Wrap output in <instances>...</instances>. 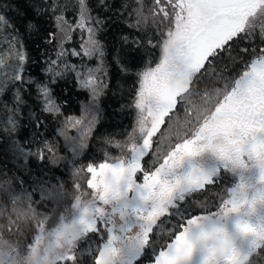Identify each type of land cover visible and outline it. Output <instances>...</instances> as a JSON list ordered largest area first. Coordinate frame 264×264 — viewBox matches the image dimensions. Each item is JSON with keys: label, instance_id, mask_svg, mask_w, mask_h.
<instances>
[{"label": "snow or ice", "instance_id": "6c2138e0", "mask_svg": "<svg viewBox=\"0 0 264 264\" xmlns=\"http://www.w3.org/2000/svg\"><path fill=\"white\" fill-rule=\"evenodd\" d=\"M97 6L113 10L106 0ZM115 10L136 32L131 39L122 32L120 48L111 50L133 80L135 122L122 141L104 137L119 154L76 167L108 86L109 53L99 38L106 21L93 15L91 0H0V132L14 156L25 165L31 157L53 166L65 158L43 136L36 110L28 113L31 136L14 137L25 92L54 118L64 115L54 86L69 74L92 97L82 117L65 118L57 132L75 182L72 203L55 222L33 207L31 194L0 180V233L15 237L7 249L0 242V264H17L21 251L23 264H123L124 246L141 264L146 256L147 264H264V0H115ZM73 32L79 43L68 48ZM25 34L40 42L38 77L26 74L35 61ZM10 88L11 104L4 99ZM61 92L67 104L68 91ZM85 171L90 191L79 182ZM50 196L60 193L53 188ZM129 210L138 231L118 235L113 217ZM164 225L167 239L158 235Z\"/></svg>", "mask_w": 264, "mask_h": 264}, {"label": "trees", "instance_id": "16d2710c", "mask_svg": "<svg viewBox=\"0 0 264 264\" xmlns=\"http://www.w3.org/2000/svg\"><path fill=\"white\" fill-rule=\"evenodd\" d=\"M93 5V15H98L101 19L106 21L102 30L99 33V38L108 49V86L104 93L97 98V104L100 109L98 123L95 126L93 133L88 140V147L81 157L76 158L75 166L87 165L90 161L99 162L102 156L107 152L110 156L119 154L114 147L105 143L104 137L109 134H114V139L124 140L126 133L131 132L132 126L135 122V110L131 107L132 95L131 88L133 80L131 77L124 75L120 72L118 67L112 61L111 50L120 48V35L125 33L129 39L136 34L135 30L128 29L121 19L117 16L115 10V0H106L107 3L113 6L112 11L102 10L97 6L98 0H91ZM31 16V13H29ZM69 21H74L75 16L71 10L66 13ZM48 26V25H45ZM23 31V29H21ZM25 45L28 47L32 60L35 63H30L27 67V75L38 77L40 76V67L42 64L40 53L37 50V45L40 43L38 37L32 35L29 37L25 34ZM79 43L78 33L73 32L71 39L66 45L68 48L77 47ZM51 52V49H49ZM155 51V50H153ZM54 55V54H53ZM155 59V56L152 57ZM68 59L74 63L79 64L80 61L69 56ZM89 65H94L95 61H85ZM42 78V77H41ZM57 94V101L61 103L63 117H53L49 114L40 113L38 105L34 101V93L29 95L28 92L24 93L27 103L21 109L20 116V129L14 133L15 138H19L21 142H25L26 137H30L35 131L34 126L29 121V110L37 111V118L44 121L41 129L44 137L59 144V154L64 156L57 166H53L45 160L44 163H39L35 157L28 159L26 165L20 161L19 158L14 156V149L9 137L0 132V180H11L13 190L19 195L23 196L25 193L31 194L32 200L35 202L33 207L38 212L54 214L58 211L66 209L70 206L73 200L74 193V179L72 176L73 158L69 150L64 145L63 137L57 134L58 129L64 126V120L67 117L80 118L83 115V107L92 104V97L88 90H82L77 87V82L73 74H69L66 79L60 80L58 86H54ZM66 89L69 94L67 104L63 103L64 96L61 92ZM29 92H32L29 89ZM12 91L11 88L5 94L4 99L11 104ZM182 113L180 116L182 117ZM3 119V114H0V120ZM67 134L69 136H76L77 129L67 127ZM37 140L40 139L39 134ZM88 174L85 172L80 173L81 186L86 189V180ZM55 188L60 197L54 199L50 196L52 189ZM23 201L18 202V206H22ZM39 217L33 218V222ZM175 222V220H173ZM172 222V221H171ZM4 220L0 219V226L4 225ZM168 225L161 226V231L158 233L160 236H165L167 239ZM27 235V231L24 233ZM15 241L14 236H9L7 233H0V242L4 243L7 247L9 243ZM23 241H21V244ZM21 251L18 255H23ZM147 254V250L146 253ZM134 262V261H133ZM132 262V264H133ZM135 264H141L140 261L135 260ZM144 264H147V256L145 257Z\"/></svg>", "mask_w": 264, "mask_h": 264}, {"label": "rangeland", "instance_id": "374dc122", "mask_svg": "<svg viewBox=\"0 0 264 264\" xmlns=\"http://www.w3.org/2000/svg\"><path fill=\"white\" fill-rule=\"evenodd\" d=\"M63 211H64V209L61 210V211H58V212H56V213H54V214H51V215L49 216V222H50V223H51V222H55V221L57 220L58 216H59ZM262 211H264V210H262ZM113 219H114V221H115V224H116L117 228L120 227L121 224H127V225L129 226L130 224H133V223L136 222V221L139 223V221H138V219L136 218L135 214H134L131 210H129V211L127 212V214H126V216H125L124 218H121L120 216H115V217H113ZM133 226H135V225H133ZM136 227H137V226H136ZM117 230H118V229H117ZM117 234H118V235H122V234L118 233V231H117ZM4 246H5V245H4ZM42 247H43V245H42ZM5 249H7L6 246H5ZM66 250H67V245L65 244L64 248H61V249H59L58 251L64 252V251H66ZM14 255H15V259H16V261H17V264H23L22 256H23L24 254L21 256V255H18V254H15V253H14ZM123 257H124L123 264H130V263L133 261V259L135 258V253H134V251H133L131 248H126V249L124 250V252H123ZM197 259H199V257H198Z\"/></svg>", "mask_w": 264, "mask_h": 264}, {"label": "flooded vegetation", "instance_id": "af4514ba", "mask_svg": "<svg viewBox=\"0 0 264 264\" xmlns=\"http://www.w3.org/2000/svg\"><path fill=\"white\" fill-rule=\"evenodd\" d=\"M171 223L174 224L175 222L172 221ZM133 225H135V226H133ZM137 225H138V222H137V221L134 222L133 224H130L129 226H128L127 224H121V226L117 228V229H118L117 231H118V233H120V234H122V235H124V233L120 231L121 228H123V229H125V230L131 229L132 231H138V228L136 227ZM128 234H132V233L129 232ZM163 237H166V235L163 236ZM61 243L63 244L64 242L61 241ZM64 246H65V245H64ZM95 246H96V238L93 237L91 247H95ZM63 248H64V247H63ZM126 248H127V246H124V250H125ZM146 255H147V254H146ZM133 261H135V258L133 259ZM133 261H132V262H133ZM132 262H131L130 264H132Z\"/></svg>", "mask_w": 264, "mask_h": 264}]
</instances>
